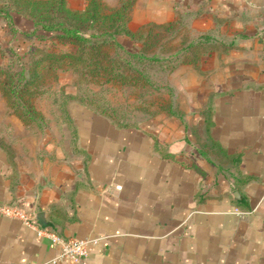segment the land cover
Returning <instances> with one entry per match:
<instances>
[{
    "label": "crops",
    "instance_id": "0c3cea01",
    "mask_svg": "<svg viewBox=\"0 0 264 264\" xmlns=\"http://www.w3.org/2000/svg\"><path fill=\"white\" fill-rule=\"evenodd\" d=\"M169 22L236 36L220 61L173 70L189 88L182 122L118 126L71 104L70 126L37 128L0 93V205L94 240L83 264H264V0H134L127 28ZM55 254L0 214V264H76Z\"/></svg>",
    "mask_w": 264,
    "mask_h": 264
},
{
    "label": "rangeland",
    "instance_id": "374dc122",
    "mask_svg": "<svg viewBox=\"0 0 264 264\" xmlns=\"http://www.w3.org/2000/svg\"><path fill=\"white\" fill-rule=\"evenodd\" d=\"M100 1L105 9L117 8L120 3V0ZM3 2L11 3V0H0V5ZM184 24L174 25L171 34L162 28L152 27L149 46L146 47L145 53L151 55L155 51L160 56H165L180 48L181 43H186L193 38L190 29ZM29 25V21L21 19V27L28 28ZM218 26L220 27L216 23L211 33L213 35L211 44L191 48L195 51V56L186 52L179 53L181 60H188L189 56L192 58V62L180 65H190L194 70H201L204 68V62L210 59L211 55L220 61L223 54H228V51L234 48L236 36L221 33ZM140 40L143 38L135 42L125 37L119 38L120 43L130 50L139 49ZM10 46L18 48L17 56L11 55L10 51L6 50ZM73 49L72 45L61 44L58 41H39L28 39L19 32L9 33L0 20V65L2 66L12 64L15 69V62L25 63L30 57L38 58L42 51L68 52ZM107 55L120 64L126 57L124 52L117 48L108 49ZM62 63L65 64V62ZM62 63L56 62L57 68H52V70H39V75L41 74L39 80L32 85L31 94L27 97L33 110L38 111L39 114L42 111L46 116V119L42 117L40 120L39 127L35 125L37 128L48 124L55 126L58 124V119L70 126L68 108L71 104H80L94 111L99 106L105 107L106 112L111 113L114 119L125 124L146 121L161 122L170 117L168 111L172 109L181 114L191 109L188 85L180 92L176 84L178 78L172 75L173 70L180 65L171 68L169 66L171 62L162 60L155 63L148 62L142 68L145 79L126 82L107 81L102 76H89L87 68H84L81 62L72 65ZM64 94L73 96L69 97Z\"/></svg>",
    "mask_w": 264,
    "mask_h": 264
},
{
    "label": "trees",
    "instance_id": "16d2710c",
    "mask_svg": "<svg viewBox=\"0 0 264 264\" xmlns=\"http://www.w3.org/2000/svg\"><path fill=\"white\" fill-rule=\"evenodd\" d=\"M134 0H120L117 8L105 9L100 0H86L82 9L72 10L66 6L65 0H11L0 5V20L9 33L19 32L28 39L39 41L51 40L61 44H69L73 51L55 52L42 51L38 58H29L25 63L15 62V69L10 64L0 65V93L4 96L6 104L19 118L28 124L39 127L42 116L35 112L27 101L31 94V87L39 80V70H52L57 68L56 62L72 65L81 62L87 68V74L92 77H105L107 81L133 82L136 79H145L142 71L148 62H171V68L180 64L192 62L181 60L179 53H189L195 56L191 48L199 45L211 44L212 32L193 35L180 48L170 54L160 56L155 51L148 55L145 49L149 46L151 28L159 27L169 34L174 25L184 23L169 22L167 24H146L137 31L127 28L128 12ZM21 19L29 21V27H21ZM147 27V28H146ZM149 27V28H148ZM239 36V35H238ZM242 37V35H240ZM125 37L131 42L140 40L137 50H130L123 46L119 38ZM120 49L126 55L120 64L107 55L108 49ZM11 55H18V48L10 46ZM140 65V66H138ZM146 82V81H145ZM72 97L73 95L64 94ZM98 108V107H97ZM99 109V110H98ZM96 109L118 126H127L114 119L105 107ZM169 115L182 122L181 113L175 109L168 111ZM65 116V115H64ZM35 126V127H36Z\"/></svg>",
    "mask_w": 264,
    "mask_h": 264
},
{
    "label": "built area",
    "instance_id": "2783aa9c",
    "mask_svg": "<svg viewBox=\"0 0 264 264\" xmlns=\"http://www.w3.org/2000/svg\"><path fill=\"white\" fill-rule=\"evenodd\" d=\"M0 214L20 221L25 227L32 229L37 237L48 239L56 249L52 262L64 261L83 264L84 257L87 254V247L94 242V240L76 237H62L54 229L46 225H40L33 212L26 211L18 205H0Z\"/></svg>",
    "mask_w": 264,
    "mask_h": 264
},
{
    "label": "water",
    "instance_id": "95a60500",
    "mask_svg": "<svg viewBox=\"0 0 264 264\" xmlns=\"http://www.w3.org/2000/svg\"><path fill=\"white\" fill-rule=\"evenodd\" d=\"M41 217H42L41 213L35 215V218H36L37 220H41Z\"/></svg>",
    "mask_w": 264,
    "mask_h": 264
}]
</instances>
